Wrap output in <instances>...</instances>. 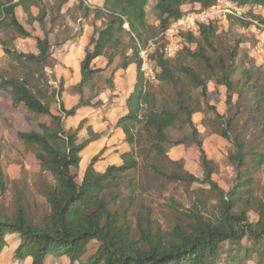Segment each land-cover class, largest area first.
I'll list each match as a JSON object with an SVG mask.
<instances>
[{
    "label": "trees",
    "instance_id": "16d2710c",
    "mask_svg": "<svg viewBox=\"0 0 264 264\" xmlns=\"http://www.w3.org/2000/svg\"><path fill=\"white\" fill-rule=\"evenodd\" d=\"M150 1L103 0L102 7L94 10L97 18L102 17L105 22L101 28H93L83 50L79 64L80 78L74 85L78 99L72 107L66 108L61 100L65 88L63 78L54 86L45 72V68L51 64L52 47L72 41L70 38H60V41L51 42L49 37L64 0L58 1L55 7L51 5V13L43 0H0V32H14L5 39L0 37L1 49L4 55L23 67L22 75L17 77L0 72V90L9 94L14 107L22 104L34 116L50 117V123H38L39 130L17 131L16 136L26 147L33 149L40 170L48 172L54 180V184L45 190L49 211L36 222L21 204L17 205L14 213L9 214L0 202V253L7 244L6 236L17 234L19 244L12 252V259L23 262L30 258V264H48L49 255H54L55 259L63 257L69 264H214L224 243L241 247L245 238L254 247H245L242 256L231 255L229 263L240 264L243 259L249 260L251 254H256V264H264V201L253 196L251 179L244 176L246 172L252 175L264 163V148L261 152H251V169L246 167L240 171L246 164L245 141L240 135H231L232 119L220 115L211 107L216 118L221 120L217 133L234 147L227 159L236 170L237 179L232 189L223 191L212 178L213 162L204 151L192 120L193 113L198 109L189 107L186 103L190 99L186 88H201V94L205 97L207 81L211 78L215 84L225 87V103H232L236 85L230 79L228 67L224 69L220 60V66L216 69L207 55V50L214 48L217 21L202 24L197 35L185 33L187 45L180 50L202 61L208 71L205 77L193 67L176 63V55L166 56L161 40L162 33L185 13L183 5H198L204 9L215 5L217 0H152V9L158 22L154 29H150L147 22L146 8ZM228 1L238 7L252 5L264 8V0ZM79 4L83 9L82 19H87L92 12L91 8L84 0H80ZM17 6H21L27 14L28 26H32L34 21L38 22L42 36L34 35L33 29L27 30L19 22L15 14ZM31 6L38 8L37 15L31 14ZM54 12L57 15H52ZM235 20L241 27L253 25L264 30V14L254 13L252 9L244 16L235 17ZM46 24L50 27L46 28ZM62 28L63 25L59 30L60 34L65 32ZM123 36L127 37V41H123ZM18 37L33 38L37 52L34 54L17 50L14 40ZM149 41H154V47L148 53V58L156 66L154 79L160 85H169L172 91L167 104L160 106L151 94L150 86L147 87L148 79L142 69L144 61L140 52ZM192 43L195 44L194 49L190 47ZM122 46L124 48L119 53L120 62L105 77V86L96 90V80L105 76L103 73L113 63L116 50ZM235 55L236 50L233 49L230 58ZM102 56L106 57V65L94 68V60ZM131 64L135 65L136 82L132 92L124 99L127 112L114 124L115 128L122 130L128 150L121 153V164L108 165L103 172L95 168L96 162L100 160L99 151L91 157L81 181L77 183L71 168L79 166L81 151L99 138L100 134L88 125L85 128L86 137L80 138L78 132L88 118H82L74 130L64 127L63 118L75 116L82 107L101 110L103 116L104 109L115 102L118 94L115 93V71L125 70ZM244 74V79L239 82L238 94L242 95L247 90L253 94L250 113L254 118L253 113L261 109L264 92L258 94L260 87L256 84L255 73L251 69H247ZM85 89L93 92L92 95L86 97ZM104 91L110 92L105 101L98 98ZM52 106H56V113H52ZM180 121L188 128V134L171 141L168 131ZM142 131L147 137L146 160L151 171L172 180L209 184L219 198L220 212L216 217L206 218L200 211L191 212L187 225H175L169 231L163 230L159 225L155 226L144 213L137 216L135 231L126 221L119 222V214L108 208L110 200L116 202L118 198L117 192L111 189L117 186L122 176L138 167L135 144ZM189 138L195 142L199 152L202 179L186 171L180 161H171L180 167V171L169 175L160 171L157 164L152 162L151 159L156 160L166 154L167 146L184 144ZM5 189L4 172L0 165V194ZM240 203H245L254 210L258 216L255 222L248 219L245 210L237 209ZM90 245H94L95 249L84 260L83 254Z\"/></svg>",
    "mask_w": 264,
    "mask_h": 264
},
{
    "label": "rangeland",
    "instance_id": "374dc122",
    "mask_svg": "<svg viewBox=\"0 0 264 264\" xmlns=\"http://www.w3.org/2000/svg\"><path fill=\"white\" fill-rule=\"evenodd\" d=\"M58 1L60 0H43V3L48 12L51 13L50 6L54 5L55 7ZM79 1L64 0L62 2L58 12L59 18L53 24V31L49 35L51 42L60 41V38H70L74 41L73 45H70L68 49L54 45L51 50V64L45 68V72L54 86H57V82L63 78L67 88L62 92L61 100L66 108L72 107L78 98L74 85L80 78L79 64L83 56V47L91 36L88 33H93V28H101L105 22L102 17H99L100 19L97 18V14L94 12L95 9L102 7V0H99L100 2L96 0L100 4H97L95 0H84L86 5L92 10L87 19H82L81 17L83 9ZM217 1L221 2V8L227 7L224 6V0ZM153 4L154 1L151 0L146 8L147 22L150 29H154L158 25L152 9ZM234 7L236 6L234 5ZM198 9L200 8L194 9L190 7L184 11L186 13L198 11ZM249 9H252L254 13L264 14V8L254 9L252 5L237 6L232 9V13L225 12L222 18L215 23L217 36L213 42L214 48L207 50V55L216 69L220 66V60L222 65H224V69L226 67L229 69L230 79L236 85L232 103L230 105L225 103L226 89L223 85L215 84L213 78L207 81L205 97L201 94V88L188 86L185 90L188 97H190L186 101L187 105L198 109V111L193 113L192 120L198 130V137L202 141L204 151L213 162L214 172L212 178L218 187L225 192L233 188L237 179L236 170L227 159L228 154L234 151V147L231 142L217 133L221 127L219 123L221 120L216 118L215 111L211 107L220 115L232 119L231 135H240L241 139L245 141L244 150L247 158L245 166L241 167L240 171H243L246 167L251 169L252 163L249 159L252 155L251 152H261L264 148V101L261 109L255 114L253 113L255 116L253 118L250 113L253 94L248 90L242 95L238 94L240 91L239 82L244 79V72L247 69H251L255 73L254 80L260 87L258 94L264 92V43L261 37L263 32L253 25L247 28L241 27L235 20V17L246 15ZM52 15H57V13L54 12ZM62 25V29L65 30L64 34H60L59 31ZM49 27L46 24V28ZM12 34L14 32H0V37L5 39ZM122 39L127 41L125 36ZM238 41L239 43H237ZM33 42V39L18 40L16 41V46L18 47L15 46V42L14 46L17 50L26 52ZM190 45L194 49L195 44L192 43ZM123 48L124 46L116 50L113 63L103 73L105 76L96 80V90L105 86V77L120 62L119 53ZM233 49L236 50V55L230 58V52ZM175 62L193 67L204 77L208 75V71L205 70L206 68L201 60L188 56L183 51H179L176 54ZM105 63V56L98 57L94 60L93 67H104ZM144 66L147 71H152L154 74L156 66L152 59L147 57ZM0 72L17 77L22 75L23 67H19L0 50ZM133 73V70H130L128 74H122L121 71L117 72L114 79L118 89L115 90L120 95L118 93V99L117 97L114 99L115 107L105 108L103 116L91 107H82L78 109L75 116H65L63 118L64 127L72 130L77 128L79 121L83 117L88 118L83 128L78 132L80 138L86 137L85 128L91 124L98 128L102 127L104 133L109 135L107 138L92 142L81 153L79 166L71 168V173L77 183L81 181L91 157L99 151H101L100 160L96 164L99 172H103L106 165L121 164L120 155L128 150V145L122 130L118 128L113 131L112 128L116 119L126 113L121 95L123 96V93L132 90ZM218 76H220V71ZM147 79L146 81L149 84L147 87L149 88L150 86V92L156 99L157 105L167 104L168 96L172 92L171 87L169 85H160L154 77L148 76ZM84 93L88 97L93 92L85 89ZM109 94L110 92L104 91L98 95V98H102L105 101ZM55 107L52 106V113H56ZM38 123L48 124L50 123V117L34 116L28 113L22 104L14 107L9 94L0 90V165L4 172L6 187L4 193L0 194V202L9 214L14 213L17 205L21 204L34 222L40 220L49 211L45 190L54 184V180L48 172L40 170L39 164L34 157L33 149L21 143L17 139L16 133L17 131L32 129L39 130ZM183 125L182 121L177 122L168 131L171 141L179 140L188 134V128ZM146 140V134L143 131L140 132L135 144L138 167L122 176L117 186L111 189L117 192L118 198L116 202L110 200L108 208L110 211L119 214V222L126 221L135 231L137 216L144 213L155 226L159 225L163 230L169 231L175 225H187L189 222L188 216L191 212L200 211L206 218L216 217L220 212L219 198L209 184L201 181L172 180L162 174L155 175L151 171L146 160ZM151 160L166 175L180 171V167L171 162L180 161L186 171L199 179L203 177L202 169L199 165V152L195 142L190 138L184 144L167 146L165 155H161L156 160ZM246 173L244 176L251 179L253 196L264 201V163L257 167L252 175ZM237 209L245 210L248 219L252 222H255L258 218L254 210L245 203H240ZM17 242L18 238L15 234L6 237L7 245L0 253V264H11L12 251ZM245 247L252 249L254 246L245 238L241 242V247L230 246L227 242L224 243L220 255L214 264H230L229 257L234 254L242 256ZM94 249L95 246L90 245L83 254V259L86 260ZM256 261V254H251V259H243L240 264H256ZM48 264L69 263L63 257L55 259L54 255H49Z\"/></svg>",
    "mask_w": 264,
    "mask_h": 264
},
{
    "label": "built area",
    "instance_id": "2783aa9c",
    "mask_svg": "<svg viewBox=\"0 0 264 264\" xmlns=\"http://www.w3.org/2000/svg\"><path fill=\"white\" fill-rule=\"evenodd\" d=\"M224 6L226 8H221V2L217 1V3L209 8H200L195 11L186 12L183 14L181 18L176 21H173L170 26L162 33V42H163V50L166 56L173 57L175 56L186 44L184 39L185 33H192L197 35L199 32V28L202 24H208L212 21L220 20L223 14L232 13V9L234 4L228 0H224ZM232 8V9H231ZM154 47V41H149L145 48H143L140 52L141 57L143 58V66L142 69L145 72V75L148 77H154L152 71H147L145 68V61L148 57V53Z\"/></svg>",
    "mask_w": 264,
    "mask_h": 264
},
{
    "label": "crops",
    "instance_id": "0c3cea01",
    "mask_svg": "<svg viewBox=\"0 0 264 264\" xmlns=\"http://www.w3.org/2000/svg\"><path fill=\"white\" fill-rule=\"evenodd\" d=\"M16 1V0H15ZM96 1V0H95ZM99 1V0H98ZM103 1V0H102ZM85 2V1H84ZM100 2V1H99ZM96 3H97V1H96ZM86 4V3H85ZM97 4H100V3H97ZM190 7H193L194 9H197V8H199V6L198 5H191V4H186V5H183L182 6V9L183 10H185L186 8H190ZM254 9H256V8H263V7H260V6H254L253 7ZM30 10H31V14L33 15V16H35V15H37V13H38V8L37 7H35V6H31V8H30ZM15 14H16V17H17V19L19 20V22L27 29V30H31V29H33L32 30V32H33V34L34 35H36V36H42V31H41V28H40V26H39V24H38V22L37 21H34L33 23H32V26H28L27 24H26V19H27V14L23 11V9H22V7L21 6H17L16 8H15ZM261 14V13H260ZM261 15H263V14H261ZM37 28V29H36ZM36 29V30H35ZM261 32H263V34H261V37H262V42L264 43V30H261ZM92 34V33H91ZM91 34H89L88 33V35H91ZM26 39H33V38H20V37H18V38H16L15 40H14V42H15V46H16V41H18V40H26ZM34 40V39H33ZM87 42H88V40H87ZM87 42H86V44H87ZM73 43H74V41L72 40V41H67L65 44H62V45H60V46H57V47H62V48H67L68 49V47L70 46V45H73ZM86 44H85V46H86ZM85 46L83 47V48H85ZM16 47H18V46H16ZM53 48V47H52ZM0 50L2 51V49H1V46H0ZM84 50V49H83ZM23 52H25L24 50H22ZM26 52H31V53H36L37 52V50H36V47H35V40H34V42L32 43V45H31V47H29V49H28V51H26ZM2 53H3V51H2ZM106 64V63H105ZM94 68H98V67H94ZM100 68H103V67H100ZM130 70H133V76H132V78H133V82H132V84H133V88H132V90L134 89V84H135V82H136V74H135V65L134 64H131V65H129L128 66V68L127 69H117L116 71H115V73H114V78H115V75L117 74V72L118 71H121L122 72V74H128V72L130 71ZM78 82V81H77ZM114 85H115V89L117 90L118 89V87H117V84H116V81H115V79H114ZM65 88H67V86L65 85L64 86ZM64 88V89H65ZM115 90V93H119L118 91H116ZM132 90H130L129 92H125V93H123V96L121 95V97L123 98V101H124V99L127 97V95L130 93V92H132ZM119 95H120V93H119ZM78 99V98H77ZM117 99H118V97H117ZM76 102H77V100H76ZM110 108H113V107H115V103H113L112 105H110L109 106ZM108 107V108H109ZM123 107L126 109V107H125V105H123ZM93 109V108H92ZM93 110H95V111H98V112H100L101 113V115H102V112H101V110H96V109H93ZM126 112H127V109L125 110ZM124 115V114H123ZM122 116V115H121ZM120 116V117H121ZM84 118V117H83ZM87 118V117H86ZM119 118V117H118ZM117 118V119H118ZM117 119H116V121H117ZM116 121H115V123H116ZM103 122V121H102ZM114 123V124H115ZM90 126H92V128H93V130L95 131V132H97V133H99L100 134V137L99 138H97L96 140H99V139H101V138H107L109 135H106L105 133H104V129L102 128V127H95L94 126V124H91ZM113 131H116L118 128H115L114 127V125H113ZM96 140H94V141H96ZM94 141H92V142H94ZM92 142H90L89 144H88V146L92 143ZM87 146V147H88ZM86 147V148H87ZM85 148V149H86ZM84 149V150H85ZM84 150H82L81 151V153L84 151ZM81 155V154H80ZM99 162V161H98ZM98 162H96V164L98 163ZM96 164H95V168H96ZM116 164V163H115ZM108 165H106L105 166V168L107 167ZM104 168V169H105ZM96 170H97V168H96ZM98 171V170H97ZM12 235V234H11ZM11 235H7V236H11ZM16 236H17V238H18V242H17V245L15 246V248L18 246V244H19V237H18V235L17 234H15ZM6 236V237H7ZM7 245V244H6ZM14 248V249H15ZM13 249V250H14ZM13 252V251H12ZM10 263L11 264H30V259L29 258H27V259H25L23 262H18V261H15V260H13L12 259V256H11V261H10Z\"/></svg>",
    "mask_w": 264,
    "mask_h": 264
}]
</instances>
